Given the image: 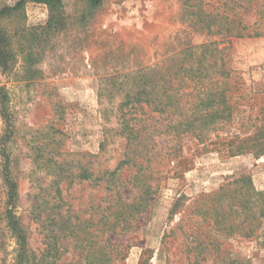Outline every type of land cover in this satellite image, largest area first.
Returning <instances> with one entry per match:
<instances>
[{
	"label": "rangeland",
	"instance_id": "1",
	"mask_svg": "<svg viewBox=\"0 0 264 264\" xmlns=\"http://www.w3.org/2000/svg\"><path fill=\"white\" fill-rule=\"evenodd\" d=\"M17 1L0 0V8ZM203 3L208 10L222 5L221 0ZM63 5L67 25L56 34L41 30L50 17L45 3L28 1L23 16L0 19L10 32L23 28V39L29 32L40 36L31 49L17 53L10 70L0 68V93L9 95L15 126L10 152L20 194L17 212L30 247L39 253L45 246L46 212H33L47 196L49 205L63 203L76 216L93 215L97 221L113 207L128 210L127 204L140 203L134 183L145 171L154 193L142 210L134 209V227L113 237L124 256L116 264H264V219L254 235L244 236L243 226L229 231L200 213L208 195L244 176L264 192V152L256 154L264 143V36L221 38L196 31L183 16V0H101L98 5L64 0ZM14 41L17 49L19 39ZM209 42H216L238 76L230 78V86H238L231 90L234 118L211 130L209 139L175 137L167 131L168 114L123 105L126 94L134 102L150 77L164 84L189 45ZM126 119L144 127V152L119 170L120 194L70 177L60 183L62 200L54 198V176L45 160L63 162L70 174L86 165L96 173L114 170L126 158L128 144L119 130ZM3 121L0 116V137ZM3 190L0 180V207ZM14 246L0 252V264H10ZM65 249L63 264H85L70 239Z\"/></svg>",
	"mask_w": 264,
	"mask_h": 264
},
{
	"label": "trees",
	"instance_id": "2",
	"mask_svg": "<svg viewBox=\"0 0 264 264\" xmlns=\"http://www.w3.org/2000/svg\"><path fill=\"white\" fill-rule=\"evenodd\" d=\"M28 1L45 3L50 8V17L47 24L41 28L42 32L56 34L66 28L64 0H18L14 5L0 8V19L23 16ZM221 1L220 8L208 10L205 9L203 0H183L185 6L183 16L193 29L209 36L218 35L221 38L264 36V0ZM100 2L101 0H91L93 5ZM24 31L23 28H15L10 32L0 26V68L3 72L11 69L17 53L31 49L32 43L40 39V36H35L32 32H29L27 39H23ZM16 38L19 39L17 49L14 41ZM235 73V70L227 66L216 42L196 46L191 44L184 51L182 59L175 61L169 68L164 84L158 83L156 77H150L134 95V102L129 99L130 94H126L123 105L129 106L130 103L145 105L154 111L166 113L168 118H171L166 125L169 133H174L175 137L185 134L205 141L209 139L211 130L222 128V125H227L234 118L235 110L232 104L234 95L231 94V90L238 89V86H230V78L233 75L237 76ZM0 94V116L4 120L3 133L0 137V180L4 189L0 207V252L7 251L13 242L15 246L11 251L10 264H63L61 260L67 251L63 250L64 243L70 239L74 250L81 251L85 264H116L118 259L122 260L124 256L113 237L120 232L123 234L131 230L134 227L132 219L137 220L133 218L134 209L142 210L151 200L154 188L149 182L150 174L139 171L140 174L135 177L134 186L139 190V204H127L128 210L113 207L109 215H102L97 221L93 215L89 218L76 216L71 208L64 209L63 203L55 202L54 206L49 205L48 196L45 195L47 198H44V203L36 206L38 211L33 212L34 215L46 212L42 221L46 229L45 246L37 253L29 245L27 230L17 212L20 194L13 172L15 159L10 152L15 126L9 107V95L4 90ZM129 121L130 119H126L120 122V133L125 136L128 145L125 150L126 158L114 170H106L103 173L100 170L96 173L91 166L86 165L84 168L81 167L80 172L70 174V168L63 162H54L51 158L45 160L47 173L54 176L51 184L56 189L54 198L62 200L60 183L70 177L71 182L74 179L79 182L88 181L111 192L120 187L119 170L130 162H135L144 152L142 147L144 141L140 142L144 127H138ZM259 146L262 149L256 154L264 152V143ZM147 168L148 166L145 170ZM232 184L238 187H231ZM118 194L120 190H117L116 195ZM36 198V195L32 198L33 205ZM200 213L229 231H235L243 226L241 228L243 235L252 236L261 227L264 219V192L256 190L250 176H244L222 185L217 192L208 195V201L203 204ZM231 264L247 263L232 260Z\"/></svg>",
	"mask_w": 264,
	"mask_h": 264
}]
</instances>
